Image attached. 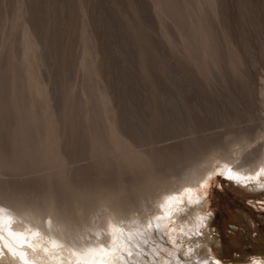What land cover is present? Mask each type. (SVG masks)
Listing matches in <instances>:
<instances>
[{
    "label": "rangeland",
    "instance_id": "obj_1",
    "mask_svg": "<svg viewBox=\"0 0 264 264\" xmlns=\"http://www.w3.org/2000/svg\"><path fill=\"white\" fill-rule=\"evenodd\" d=\"M85 1L86 0H81V3H85V4L88 3V5L86 4L87 5L86 6L87 15L89 13L92 14L91 9L93 8L94 12L99 9L98 10L99 12L98 11L95 12V14L98 13L99 17H97V15H94V12H93L92 17L93 16L96 17V20H97V21L96 20L94 21L93 20L94 17L92 18L91 15L89 14L88 16H90L92 18L91 24H90L91 18L90 19H89V17L86 18L87 15H85V17H84L85 21L87 22L88 28L90 27L89 35H90V51H91L90 53L91 54L89 53L90 57L81 59L79 57V54H80L81 48H82L81 47L82 41H81L80 36H79V28H80V25L82 24L83 21L81 20L80 15H79V8H78L79 7V3H78L79 0H74V1H72V0H70V1L69 0H55V1L49 0L48 3H47V0L46 1L45 0H35V1L30 0L29 4L31 3V5H29V12H30L29 16H31L33 22L36 23V26L38 24L40 25V26H38L39 27L38 29L40 32L39 38H41L42 34H44V32H43V31H45L44 24H45L46 20L49 19V21H51L52 23L50 24L49 29L48 30L46 29L48 31L47 37L54 36L53 37L54 39L60 40V42L58 41V44L60 43L59 44V46L61 45L60 48L64 47L63 48L64 50L61 48L63 51L60 50L59 52H61V53L57 54L56 55L57 57L53 58V55L58 53V51H56L57 50L56 48H58V44H56L57 47L53 48L52 46H55L54 41H56V43H57V40H54L53 38L49 37L50 40H48L49 38L47 40L51 43V39H53L54 40V41H52L53 45H52V43L50 44L47 41L48 44L46 43V45H48V46H45L46 49H43V52H44V50L47 52V53L46 52L43 53L42 59L44 61L42 59H40L41 63H42L41 68H40V64H39L40 62L39 61H38L39 63L35 64V66L30 65V67H29V65H24L26 67L25 70L23 68V65L17 59L9 60L8 62H6L5 66H2L3 63L0 64V75H1L0 76V101L3 100L0 102V110H1L0 111V119L3 121V122H1V120H0V126L2 125V127H3V125H5V123L7 124L8 121H7L6 117L9 116L10 117L9 122H8V125H6V126L7 127L9 126L8 129H10V130L6 131L7 127L4 126V127H6L5 131H6V133L9 132L8 134H10V132H11V135L13 132L16 131L15 133H13L12 136L9 135L11 141L10 140L8 141V138H6L7 143H4V142H6V141H4L5 137H6V133H3L4 129L1 130L2 127L0 128V130H1V132H0L1 140L0 141H2L1 144H3V145H0V148L2 146H5L4 144H6V146H7L10 143H15V139H16L15 136H17V135L19 136V134H24L23 131L25 132L26 129L30 127V128L34 129V131L32 132L34 135H32V137L26 136V138L30 137V139H32L33 136L36 137L35 139L33 138L31 141L32 142L35 141L36 146H38L37 148L38 149L40 148V150L44 152V156H46V158L48 157V158L52 159L56 155L58 156L59 153L61 152L60 157L56 156L57 159L63 157V155L66 154V155H64L65 158L63 157V159L66 160V157L68 156V159H70V163H71V164L68 163L69 160H67V162L64 160L66 163H68L67 167H69L68 166L69 164L73 166V167L70 166L71 167L70 169H73L74 167L77 168V166H79V168L82 167L81 169L83 171V168H85V166H88L90 164L89 160L90 161L92 159L95 160V158H92V157L87 158V157H85L86 155L83 156V154H87L88 153L87 151L89 150L88 155L90 156V152H92V150H93L92 146L95 148L98 146V143H100V145H101V141H100L99 136L104 134V132H106L105 135L101 136V139L103 138L102 139L103 145H110V143H111L113 146H115L117 148H120L123 146L126 148L131 147L133 149L134 148L133 144L137 143V141L139 142V139H141L142 142L145 141L146 139H148V140H146V141H148V144L150 143V145H151V142L154 143V141L157 140V142L155 141L154 144L157 143L159 146H164L165 149H167V147L169 146L168 149L170 150V147H174L173 145H176L175 149H177V145H180L179 143H180V141H182L181 139H183V141H184V142L182 141L184 146L187 143L186 141L189 140L188 139L189 135H191V133H189V134L187 133L189 131V129L187 127L188 126L187 124H189V121L191 122L189 124V126H190L189 128H191V126H192L191 124H193L192 122L196 121L197 122V123L195 122L196 125L194 123V125L192 126L191 129L195 130L196 127L203 124L204 126L201 125L202 127L201 126L200 127L206 128V135L209 134V131L210 132L212 131L213 132L212 134L216 133V134H218L217 136H219L221 133H223L232 124V123H230V121H228L224 117L228 118L231 115L236 117L235 116L236 112H239V113H237V115L243 120L241 122L242 123L243 122L249 123V122L253 121L254 118L252 120L250 119L251 121L248 122V121H246V119H243L242 117L246 118V116L251 117V116H256L258 114L257 113V111L259 112L258 109L260 107H262L260 105L259 100H258V98L260 96H262L259 93V91L262 90L261 87H263V90H264V85H262V82H261L264 78V0H218V3H219L218 5H216L217 4V0H216L215 7L220 6V7H218L219 11H220L219 16H222V17H220V18H222L221 19L222 21L218 20L220 18H218L216 16V14H215L216 17L214 16V18H213L216 21V23H215V21H214V23H212L213 20H211V21L208 20V19H211V17L207 19V22L205 20V25L207 24L206 25L207 30L208 31H210V29L215 30L214 33L209 32V33H211V34H209V36L212 35V38H213V37H215L214 35L220 34V36H216V37H221V39H218V38L214 39L213 38L212 40H210L212 42L211 44L216 45L215 40L218 39L217 45L221 44L220 45L221 47L216 45L218 47V48L216 47L218 50V53L216 52L217 50L215 52L218 55H219V53L224 52L226 50L224 48V47H226V45L230 46L232 44L231 48L234 50V52L238 51V53L237 52H235V53H236V55L238 54L237 57H238L239 61H240V59H242L244 61V63L241 60V62H242L241 64L246 65V66L243 65L245 71L241 70L242 68L239 70L240 71L239 74L240 75L242 74V77L239 76V74L237 76L236 73H234V72H233L234 73L233 74L231 72L229 66H227L228 65L227 63H226L227 65L224 64V67H223V64H220V63H223L225 60L223 62L222 61L218 62L219 56H217L216 59H218V60H216V61L218 62V64H220V66L222 65V67H220L219 65H213L212 66L213 68H215L217 66L215 69L216 70L219 69V71H221V72L216 73V71L214 69H213V71L211 70L212 72L207 71V70H209L210 67L203 69L202 65H198L197 64L198 61L194 60V58H191V56L188 57V55L182 53L181 51L178 52V49L177 50L175 49L177 47H175L176 45L174 43V40L168 41L169 38H170L169 40L173 39L171 37H168L169 35L171 36V34H169V33H170V31L173 30L172 26H171L172 24L170 23L171 21H169L168 19L160 20V17H158V15L154 11L153 7L150 8L151 1H149V0H96V1L94 0L95 3H93L92 6L98 7V9H96V10H94L95 7L90 6L91 5L90 2H87V1H91V0H87L86 2ZM91 2H93V0ZM214 2H215V0H214ZM68 3L71 5H69ZM7 4H8L7 8H9L10 2H7ZM56 4H57V6H56ZM33 5L35 6V8ZM96 5H98V6H96ZM49 6H51V7L49 8ZM73 7L74 8L76 7V9L74 10ZM90 7H91V9H90ZM132 7H133V9H132ZM68 8L70 10H68ZM72 9H73V11H72ZM151 9H153V10H151ZM207 9H208V7L205 6L204 7L205 12L203 14L208 12ZM217 9L215 8V13H216V11H218ZM132 10H134V11H132ZM74 11L76 12L75 15L73 13ZM151 11H153V12H151ZM40 12H41V14H40ZM135 13H137V14L135 15ZM206 14L209 15L208 13H206ZM206 14L204 16H206V18H207ZM218 14L219 13L217 12V15ZM72 15L75 19L79 18L78 19L79 21L77 22L76 21L77 19L75 20L72 17ZM101 15H103V16H101ZM136 16L140 20H138L136 18ZM37 17H38V20H36ZM134 17H135L134 20H136V21L133 20ZM140 17L143 19H141ZM56 18L58 19V21ZM55 21H56V23H55ZM61 21H62V23H61ZM73 21H76L78 23L77 24L78 28H76L78 35H76L77 32H75V31H73V33L71 32L72 31L71 27H72V29L76 30L74 28L75 26L73 27V25H75L76 22L73 23ZM137 21H139V22H137ZM157 21H159V22H157ZM165 21H167L168 25L170 26V29H172V30H170V31L168 30L169 26H167ZM208 21L211 23L210 25H212V27H210V28H208L209 27ZM69 22H70V25H69ZM94 22H98V23H94ZM221 22H224V23H221ZM157 23H159V25ZM162 23H164V25H166L168 28H166V26L162 25ZM92 24L94 25L93 27H91ZM97 24L100 25L98 27L99 30L97 28L95 29V27H97L95 25H97ZM137 24H139L140 26L138 25L139 26L138 27ZM61 25H62V27H61ZM130 25H131V27H130ZM222 25L224 28H222ZM4 27H5L6 31L9 30V31L13 32V34H12L13 37L16 38L19 35V31H16L17 29L16 30H14L12 28L9 29L8 23H6ZM143 27H144V29H141ZM158 27L160 28L159 30H158ZM40 28H42V30ZM91 28L93 31L91 30ZM139 28H140L139 31L142 30L145 33V37H144V33H141V34H143V36L142 35H140L139 37L137 36V34L139 35V33H140V32L138 33V30H137ZM165 28H166V30H164ZM215 28H218L217 30L220 31V33L216 32ZM161 29H163L164 32ZM132 30H134V31H132ZM160 30H161V34H160ZM131 31H132V33L133 32L134 33L132 34ZM157 31H159V32H157ZM166 31L168 32L169 35L167 34ZM211 31H213V30H211ZM134 34H135V36H134ZM148 34H150V35H148ZM158 34H159V36H158ZM67 35H68V37H67ZM70 35H72V36H70ZM73 35H76V36H73ZM163 35H164V37H163ZM141 36L144 37L145 39L144 38L141 39ZM225 36L227 38H225ZM71 37L74 39L76 38L77 40L75 39L76 40L75 41ZM160 37L162 39H160ZM224 38L226 39V41L229 40V41H227L229 43H226ZM61 39H63V40H61ZM140 39H141V41H140ZM71 40H73V41L71 42ZM96 40H98V41L102 40L101 42H99L101 44L99 45L98 41H96ZM221 40L225 41L224 43H226V45L223 43V41L221 42ZM61 41L63 43H61ZM64 41H66V42L64 43ZM139 41L142 44H139L140 43ZM163 41H165V42L168 41L167 42L168 44L164 43ZM95 42H97V43H95ZM91 43H93V44H91ZM62 44H63V46H62ZM170 44L172 47H175V48H173V50L175 51V54L172 51V47L167 46ZM215 45H213V46H215ZM78 46H79V48H78ZM141 46H143V47H141ZM222 46H224V47H222ZM50 47H52V50L55 53L51 50ZM99 47H100V49L97 51L99 54H96L95 50H97ZM105 47H106V49H105ZM137 47L140 48V50L137 49ZM169 47L171 49H169ZM60 48H58V50ZM145 48H147V49H145ZM149 48H150V50H149ZM213 48L215 49V47H213ZM220 48H221V51H220ZM223 48L225 50L222 51ZM54 49H56V50H54ZM68 50H70V51H68ZM141 50H142V52L143 51L145 52V53L143 52L144 57L146 56L145 59H147V60H145V62L150 61V63L149 62H148V64L145 63L144 57H143V59H141L142 58L141 57V55H142ZM48 51L51 53H48ZM64 51H67V52L65 53ZM101 52H102V54H101ZM147 52H149V53H147ZM155 52H156V54H155ZM137 53H139V54H137ZM172 53L174 54V56L175 55L178 56L181 53V55L178 57L180 59V57L183 56L182 57L183 59L179 60L178 57L177 58L174 57L172 55ZM224 53H226V51ZM152 54H153V56H152ZM48 55L49 56L52 55V57H51L52 59ZM97 55H99V56L101 55V57L104 58V59L101 58L103 61L99 60L100 57L98 60L100 61V64L104 66V67L103 66L102 67L104 68L105 72H102L103 68L98 63L99 61L97 60V58H98ZM156 55H158L159 58L156 57ZM184 56H186V57H184ZM224 56L226 57V55L224 54L223 58H221L220 60H223L225 58ZM239 56L242 58H240ZM48 57L50 58V59H48L49 61L47 60ZM73 58H74V61H73ZM184 58H188V61H187V59H184ZM69 59H72V60H69ZM95 59H96V61H95ZM139 59H141V60H139ZM189 59L191 60V62L193 60L192 63H194V66L190 62ZM183 61H186L188 63L183 62ZM48 63H49V65H48ZM195 63L197 65H195ZM145 64H147V65H145ZM97 65L100 66V68ZM144 65L146 66V68L144 67ZM36 66L38 67L39 71L36 70L37 69ZM190 66H192V68ZM218 66L220 68H218ZM243 66L241 65L240 67H243ZM31 67L34 69H32ZM199 67H202L201 69H203L204 71L201 70ZM95 68H97V70H95ZM98 68L100 69V71H99L100 75L98 74V70H99ZM193 68L195 69V71L197 68H199L200 72H203V73L205 72L206 75L205 74L203 75L200 72H197V74L194 73L195 71ZM42 69H44L45 71ZM199 69H198V71H199ZM6 70H8V71H6ZM25 71H27V72H25ZM31 71H33V73ZM147 71H148V73H147ZM10 72H12V73H10ZM28 72H30L29 77H26V76H28ZM206 72L210 76L207 75ZM31 73H32V75H31ZM101 73H102V76H101ZM105 73L108 74L107 77H106ZM103 75H105V76H103ZM49 76H51L50 80H53V81H49ZM205 76L207 78L210 77V79L205 80L206 79V78H204ZM45 77H47V78H45ZM104 77L107 78V81H106V78H104ZM27 78H28V80H27ZM103 78L105 79V81H103L104 80ZM201 78H203V79H201ZM45 79H47V80H45ZM28 81L31 83L30 85H28L29 84V83H27ZM40 81H41V83H40ZM50 82L53 85H51ZM108 82H109V84H107ZM39 83H40V86H39ZM27 85L29 86V88L27 87ZM50 86H52L51 88H53V89L55 88L54 90H56V92H54V93H57V94H55V95L52 94L54 90L53 89L50 90L49 89ZM105 86H106V88H105ZM43 87H44V90H42ZM21 88L26 92H24ZM30 88H32V89H30ZM106 89L109 91H106ZM15 90L17 91L16 94H15ZM49 90H50V92H49ZM98 90H100V91H98ZM37 92H38V94H37ZM107 92H109V93H107ZM2 94H4V95H2ZM14 94H15V96H14ZM44 94H45V96H44ZM38 95H40V96H38ZM51 95H54V96H52V98H51ZM56 95H58L59 98ZM31 96H32V99L34 98L33 100L31 99ZM55 96H56V98L59 99L58 103L61 104V105H59L60 108L58 107V104L57 105L55 104V100H56ZM114 96H116V98ZM13 97H15V98L13 99ZM45 97H47V98H45ZM17 99L20 101L22 99L23 101L20 103H19V101L14 102ZM25 99H26V101H25ZM35 99L38 102H36ZM37 99H39V100H37ZM90 99H91V101H90ZM4 100H6V101H4ZM112 100H114V101H112ZM31 101H32V103H31ZM53 101H54V105H53ZM63 101H65V103ZM116 101L118 103H116ZM42 102H44V103H42ZM47 102H48V104H47ZM113 102H114V104H112ZM25 103L27 105H25ZM56 103H57V101H56ZM49 104H51V105H49ZM75 104L77 107L75 106ZM115 104H119V105H115ZM29 105H31V106L33 105V107L30 106V108H32L31 110L29 108ZM34 105H36V107H34ZM55 105H56V107H55ZM154 105H156V106H154ZM4 106H5V108H4ZM26 106H28V108ZM43 106H46L47 109ZM47 106H49V108ZM115 106H117L118 109H116ZM50 107H51V109L53 108L52 110H54V111H50L51 110ZM80 107H81V109H80ZM1 108H3V109H1ZM7 108H11L12 111H10L11 109L9 110ZM22 108L23 109L25 108V109L23 110ZM26 108H27V110H26ZM62 108L64 109V111ZM35 109H37V110H35ZM114 109H116L115 110L116 112L113 111ZM22 110H23V114H21ZM25 110H26V112H25ZM46 110H47V112H46ZM100 110H102V111H100ZM110 110H112L111 114H110ZM4 111H6V112H4ZM27 111H28V113H30L29 116L27 115ZM29 111H31V112H29ZM42 111H43V113H42ZM60 111L62 114L60 113ZM225 111L227 113L230 112V115L227 114ZM1 112H3L4 114H2ZM11 112H14V114L13 113L11 114ZM32 112H33V114H35V112H37L36 113L37 115L35 114L36 116L35 115L33 116ZM224 112L226 113V116H225ZM233 112H234V115L232 114ZM5 113L8 115L6 116ZM45 113L46 114L48 113L47 117H46ZM70 113H71V115H69ZM79 113L81 114V119H80ZM105 113H108V114L105 115ZM241 113H244V114L246 113L247 115L244 116V114H241ZM57 114L59 115V117H62V118H59ZM63 114L65 117L63 116ZM99 114L102 115V117H100ZM4 115H5V117H4ZM43 115L45 117H43ZM109 115H110V117L114 115L116 117L117 121H116V119H114L115 118L114 116H113L114 118L111 117L112 120L110 118H108ZM208 115L211 117H209ZM221 115L225 119V120H223V122L220 120V119H223V118H221L222 117ZM37 116H40L39 120H38ZM118 116H120V117H118ZM232 116L229 117L230 120L233 119ZM17 117H19V118H17ZM29 117L31 120H28ZM48 117H51L50 121H49ZM40 118H42V119H40ZM45 118H47L48 120L46 119V121H45ZM19 119H21L23 122ZM24 119H25V121H24ZM92 119H94V120H92ZM255 119H257V118H255ZM255 119L253 122L256 121ZM67 120H70V122L65 123V121H67ZM96 120L98 121V123L95 122ZM247 120H249V119H247ZM30 121H32V122L30 123ZM44 121L46 122L47 125L46 124L44 125V123H45ZM55 121L57 124H59L58 126H61V124H63L61 126L62 130L59 129L62 132L58 130V126L56 125V123H54V126H51L52 123ZM81 121H82V124H81ZM101 121L103 122L104 126L102 125ZM114 121H116V123ZM226 121L228 122L227 124H226ZM21 122L24 123V125ZM35 122H37V123H35ZM42 122H43V124H42ZM73 122H74V124H73ZM110 122H111V124H110ZM10 123H11V126H10ZM39 123H40V125L42 124L41 127L43 126L42 127L43 129L41 127H40V130L37 129V128H39ZM76 123H78V124H76ZM35 124L36 125L38 124L37 125L38 127ZM98 124H99V126H98ZM116 124L118 125L119 128L117 127ZM198 124H200V125H198ZM206 124L208 125V127ZM77 125H78V129H77ZM79 125L80 126L82 125L81 129L79 128L80 127ZM55 126L57 128H55ZM194 126H195V128H193ZM44 127H45V129H44ZM65 127H67V128H65ZM73 127L77 129L76 130L77 132H75V129ZM95 127H96V129H95ZM103 127H105L104 129L106 131L102 130ZM113 127L114 128L116 127L118 129H116V128L114 129ZM127 127H128V129H127ZM200 127H199V130L201 129ZM211 127H212V129H210ZM12 128H13V130H11ZM53 128H55L59 132H61L59 134V136L63 135L62 133L67 134L68 136L64 135L65 137H63V138L70 140V141L65 142L66 140H63L62 137L57 136L58 131H57V135H55L56 132H55V129H53ZM92 128H93V130H92ZM184 128H186V129H184ZM41 129L44 130V132L41 131ZM65 129H67L66 130L67 133L65 131H63ZM72 129L74 131L73 136L71 135L72 133H70V131H68V130H71V132H72ZM98 129L100 131H98ZM182 129H184V130H182ZM37 130L40 132V134ZM50 130L51 131L54 130L55 133L54 132H52V133H54L55 138L59 137V138H57L58 140L56 139V141H58V142L51 140L54 137L51 138V136H49V135H51V134H49ZM82 130L86 134H84L82 132ZM118 130H120L119 133L117 132ZM186 130H188V131L186 132ZM127 131H129V132H127ZM184 131L186 134L183 133ZM196 131L197 132H195V137H196V133L199 136H197L195 138V140L204 135V134H202V131H200V133H199L198 129ZM41 132L43 134H41ZM92 132H93V134H91ZM204 132H205V130H203V133ZM2 133H3V135H2ZM75 133H78V135L81 134L82 137L84 136V137L88 138L87 142L90 145V146L88 145V150L86 149L87 146H84V145H87L86 140H83L80 136H79L80 138L75 139L74 138L76 136V135H74ZM120 133L121 134L123 133L122 136L120 135ZM69 134L73 139H70L71 137L69 138ZM130 134L132 137L130 136ZM132 134L134 135V137ZM200 134H202V135L200 136ZM111 135H113V136H111ZM186 135H188V136H186ZM2 136H5V137L2 139ZM127 136H129V138H130L128 140V142L126 141L127 139H125V138H128ZM47 137H48V140L50 139L48 142L49 146L55 145L53 142H56V144L59 143L58 145H55L54 148L56 149V147L58 146L59 147L58 149H60V150H58V149H56V150H57V152H59V151L60 152L57 154V152H55L56 150L52 149L55 152V153L53 152L55 154V155H53V157L50 156V155H52V153H51L52 151L47 146V144H48L47 143V141H48ZM97 137H98V139H96V141H97L96 142L95 138H97ZM144 137H147V138L145 139ZM149 137L152 140L153 139L154 140L149 142L151 140V139L149 140ZM186 137H187V140L185 139ZM212 137H214V136L212 135ZM134 138H135L136 142L133 141ZM204 138H205V136H204ZM206 138L211 139V138H209V136ZM12 139H14V140H12ZM17 139L22 140L21 137H18ZM17 139H16V142H17ZM80 139L82 140V142L84 141V145L78 144V141H80L79 143H81ZM105 139L106 140L108 139L107 140L108 142ZM112 139H113V141H112ZM201 139H202V137H201ZM203 139H202V141L205 140V139L204 140ZM61 140L64 142H62ZM73 140H75L77 142L75 143V141H73ZM93 140H94V142H92ZM103 140L106 142L104 143ZM110 140H111V142H110ZM60 141H61V145L63 143L64 144L65 143L66 144L71 143V145H73V147L75 148L74 149L75 151L72 150L73 147L71 145L65 144L66 145V146L64 145L65 147L64 146L61 147ZM129 141L133 142V144L129 143ZM142 142H139V144ZM153 143H152V145L154 146ZM35 144H34V146H35ZM74 144H76V147H78L79 150L80 149H82V150L79 151L78 149H76ZM91 144H92V146H91ZM157 144L155 145L156 147H157ZM150 145H146L144 142V145H142V148H144V146L150 147ZM152 145H151V147H152ZM81 146H84V147H81ZM135 146L137 149L141 147V146L138 147V145H135ZM155 146H154V148H155ZM159 146L156 148V150L158 149L157 150L158 152H159V150L162 151V149H160ZM181 146H182V144L178 147V151L183 150V146L182 147ZM67 147H69V148H67ZM89 147H91V149ZM164 147H162V148L164 149ZM63 148H66L65 150L69 149V154H68V151H65V150L63 151ZM70 149L72 150V154H71ZM84 149H86L87 151ZM171 149L174 150L173 148H171ZM0 150L2 151V152L0 151L2 156L6 157L8 155L7 153L9 151L8 152L5 151L6 149L4 150L6 154H3L4 152H3L2 148ZM172 150H170V151H172ZM46 151H49V153H47ZM76 151H79V153L78 152L76 153ZM170 151H169V153L172 154L175 150L172 151V153ZM45 152L47 153V155H45ZM84 152H86V153H84ZM169 153L167 154V150H166V154L168 156H169ZM77 155H79V156H77ZM69 156L72 157V159L69 158ZM8 157H9V155L7 156V158ZM78 157H80L81 160L78 159ZM102 157H106V155L105 156L100 155V156H98V158L96 157V159L97 160L99 158L103 159ZM106 159H107V157H106ZM166 160L168 161V159H166ZM106 162H107V160H106ZM168 163H169V161H168ZM81 164H82V166H81ZM83 164H86V165H83ZM92 164H94V163L92 162L91 165ZM101 164H104V163H101ZM91 165H89V167H91ZM95 165L96 164H94L92 166V168H94ZM96 166H95V168H98ZM89 167H86L87 169H85L84 171H87V173H88V171L90 169H92V168L88 169ZM76 168L73 169V171L77 170ZM100 168L101 167H99L97 170H99ZM10 170H12V169H10ZM14 170H12V172H11V171H8V169H7V170L3 171L4 173L0 172V178L23 180L24 178L31 179V177H32V179H33L34 177L40 176L39 172H41V170H39L37 172L31 171L33 174V175H31V173L28 172L27 168H25V170H23V171H22V169H21V171L19 169L20 172L18 170H17L18 172L16 170L15 171ZM45 170L46 169H44V170L42 169L43 173ZM93 170H91V171H93ZM77 171H81V170L79 169ZM82 171L80 173H82ZM91 171H89V174ZM94 171L91 173L94 174ZM7 172H10L11 174L14 173V174L10 175V173H7ZM22 172H23V174H22ZM18 173L21 175H19ZM85 173L83 175H85ZM5 174H9V175H5ZM16 174H17V176H16ZM91 175H89V176H91ZM203 189H204L203 191H201L200 188L198 190L200 193L203 192V195H202L203 201L202 202H203V208L205 209L204 211L207 213L211 212L213 214L212 217L210 219H208L207 224H208V227L211 229H214V231L208 232L206 230L207 234H209L208 235L209 239L207 242L208 249H211L210 252L212 253L213 257L215 259H219L221 261V264H242L244 262H247L251 258L263 257L264 256V189H260V190L251 189V188L246 189L242 186H238L234 182L227 181L220 176H213V178L209 181L208 186L204 187ZM205 193L207 194L206 199L204 198ZM168 227L169 228H175V224H168ZM174 233H176V231ZM174 233L171 232L170 234H174ZM171 238H172V236H171ZM164 240H167V239L163 238V240H161V242H164Z\"/></svg>",
    "mask_w": 264,
    "mask_h": 264
},
{
    "label": "bare ground",
    "instance_id": "obj_2",
    "mask_svg": "<svg viewBox=\"0 0 264 264\" xmlns=\"http://www.w3.org/2000/svg\"><path fill=\"white\" fill-rule=\"evenodd\" d=\"M48 1L49 0H47V3H48ZM72 1H74V0H72ZM91 1H87V2H90V4H91V5L89 4L90 6H92L93 3H95L94 0H93V2H91ZM149 1H151L150 8L153 7V9L157 13L158 17H160V20L168 19L169 21H171L170 23L172 24L171 26H172L173 30L170 29V26L167 23L168 20L165 21L167 26H169L168 30L169 31L170 30L173 31V32L170 31V33H169V34H171V36L168 34L167 31L166 32L169 35L168 37L173 38L172 40H169L170 39L169 38L168 41H173L174 40V43L176 45L175 47H177V48L172 47L171 44L167 45V46H171L172 47V51L174 52V54H175V51L173 50V48H175L176 50L178 49V52L181 51L182 53L188 55V57L191 56V58H194V60L198 61L197 64L198 65H202L203 69L210 67L209 70H207L209 72L211 70L213 71V69L216 71V73L217 72H221V71H219V69H217V70L215 69L217 66L215 68H213L212 66L213 65H219L220 66V64H223V67H224V64H226V63L228 64V65L227 64L226 65L229 66L231 72L232 73L233 72L236 73L237 76H238V74L240 72L239 70L241 68H242L241 70H244V66L243 65H245V64H241L242 63L241 62L242 59H240V61H239V59L237 57L238 54L236 55V53H235V52L238 53V51L234 52V50L231 48L232 44L231 45L229 44L230 46L226 45V43H229V42H227L229 40L226 41V39H225V38H227L226 36L224 38L226 43H224L225 41H223V40H221V42L223 41V43L226 45V47L222 46V47H224L226 49L225 50L223 48L222 51L225 50L227 54L224 53L225 51L219 53V55L217 54L218 53V50H217L218 47L217 46L221 45V44L217 45V43H218L217 41H218V39H221V37H216V36H220V34L219 35H214L213 34L215 36V37H213L214 39L218 38V39L215 40L216 42L213 40L216 43L217 46L215 44H211L212 42L210 40H212L213 38H212V35L209 36V34H211L209 32L214 33L215 30L214 29H210V31H208L207 27H206L207 24L205 25V20L207 22V19L211 17V19H208V20L209 21L213 20L212 23H214L215 20L213 18L215 16V14H216V16L218 18L222 17V16H219L220 15V11H219L218 7H220V6H216L215 7L216 0H215V2H214V0H149ZM7 2H10L9 8H7V5H8ZM29 2H30V0H0V64L3 63L2 66H5L6 62H8L9 60L17 59L23 65L24 70L26 68L24 65H29V67H30V65H34L35 66V64H38L39 62H40L39 63L40 64V68L42 67V63H41L40 59H42L43 53L46 52L45 50L43 52V49H46L45 46H48V45H46V43L48 44V42H49L48 40H50V38L54 37V36H52V37L49 36L50 38L47 37V33H48L47 30L49 29V26H50V24L52 22L49 21V19L46 20V22L44 24L45 31H43L44 34H42L41 38H39V35H40L39 33L40 32H39V29H38L39 27L38 26H40V25L38 24L36 26V23L33 22L31 16H29L30 15L29 5H31V3L29 4ZM78 3H79V7H78L79 8V15H80L81 20L83 21L82 24L80 25V28H79V36H80V39L82 41V43H81V47L82 48H81V52L79 54V57L81 59H83V58L90 57L89 53L91 52L90 51V35H89L90 27L88 28L87 22L85 21V18H84L85 15H87L86 6L88 5V3H86L87 5L85 3H81V0H79ZM218 4L219 3H218V0H217V4L216 5H218ZM69 5H71V4H69ZM56 6H57V4H56ZM96 6H98V5H96ZM205 6L208 7V9H207L208 12H206V13H208L209 15H207L205 13L207 15V18H206V16H204L205 14H203L205 12V10H204ZM50 7L51 6H49V8ZM92 7H95V6H92ZM34 8H35V6H34ZM215 8L216 9L218 8L217 9L218 11H216V13H215ZM73 9L75 10L76 7L75 8L73 7ZM73 9H72V11H73ZM90 9H91V7H90ZM96 9H98V7L94 8V10H96ZM132 9H133V7H132ZM153 9H151V10H153ZM68 10H70V9L68 8ZM91 10H92V14H93V12H94L93 8ZM134 10H132V11H134ZM97 11H95V12H97ZM95 12H94V15H97V17H99L98 13L95 14ZM151 12H153V11H151ZM217 12L219 13L218 15H217ZM73 13L75 15L76 12L74 11ZM40 14H41V12H40ZM92 14H90L91 17H92ZM136 14L137 13H135V15ZM88 15L86 16V18L89 17V19H90L91 17L88 16ZM101 16H103V15H101ZM72 17H73V15H72ZM92 18L90 19L91 20L90 24L92 23ZM94 18H93V20L95 21L96 17H94ZM136 18H137V16H136ZM78 19L76 20L77 22L79 21ZM134 19H135V17L133 18V20ZM141 19H143V18H141ZM221 19L222 18H220L218 20H221ZM36 20H38V17H37ZM138 20H140V19H138ZM57 21H58V19H57ZM76 21H73V23L76 22ZM134 21H136V20H134ZM159 21H157V22H159ZM209 21H208V23H209V27L208 28L212 27V25H210L211 23ZM77 22H76L75 25H73V27L75 26L74 27L75 29L78 28L77 27V24H78ZM137 22H139V21H137ZM6 23H8L9 29L12 28L14 30L17 29L16 31H19V35L16 38L13 37V35H12L13 32L12 31H9V30L6 31L5 30L4 26H5ZM55 23H56V21H55ZM61 23H62V21H61ZM94 23H98V22H94ZM215 23H216V21H215ZM221 23H224V22H221ZM93 24H92V26L91 25L90 26L93 27L94 26ZM157 24L159 25V23H157ZM69 25H70V22H69ZM138 25L139 24H137V26ZM162 25H164V23H162ZM95 26H97V27H95V29L97 28L99 30L98 27L100 25L97 24ZM164 26H166V25H164ZM167 26H166V28H168ZM61 27H62V25H61ZM130 27H131V25H130ZM166 28L164 30H166ZM222 28H224L223 25H222ZM40 29L42 30V28H40ZM141 29H144V27L141 28ZM159 29L160 28L158 27V30ZM215 29H216V32L220 33V31L217 30L218 28H215ZM71 30H72L71 31L72 33H73V31L77 32V29L74 30V29H72V27H71ZM91 30H92V28H91ZM137 30H138V33L140 32L139 35L137 34V36L138 37L140 35L143 36V34H141V33H144V32L142 30H141L142 32L139 31L140 28L137 29ZM161 30L163 31V29H161ZM161 30H160V34H161ZM211 30H213V31H211ZM132 31H134V30H132ZM132 31H131V33H132ZM157 32H159V31H157ZM76 35H78V32H77ZM76 35H73V36H76ZM148 35H150V34H148ZM70 36H72V35H70ZM134 36H135V34H134ZM142 36H141V39H143L145 37V33H144V37H142ZM158 36H159V34H158ZM67 37H68V35H67ZM161 37H160V39H162ZM163 37H164V35H163ZM53 39H51V43H52V41L57 40V43H56V41H54V45L55 46H52L53 48H55V47H57L56 44H58V41L60 42V40H58V39H54L53 40ZM72 39H74V38H72ZM141 39H140V41H141ZM61 40H63V39H61ZM72 41L73 40H71V42ZM96 41H98V40H96ZM101 41L102 40H99L98 43L101 42ZM165 41H163V42L164 43L168 42V41L167 42H165ZM65 42L66 41H64V43ZM61 43H63V42L61 41ZM95 43H97V42H95ZM59 44H58V48H60V46H61V45L59 46ZM91 44H93V43H91ZM100 44L101 43H99V45ZM139 44H142V43L140 42ZM52 45H53V43H52ZM213 45H215V46H213ZM62 46H63V44H62ZM52 47H50L51 50H52ZM141 47H143V46H141ZM213 47H215V49ZM58 48H56L57 50L54 49V50L58 51V53L54 54L55 56L53 55V58L57 57L56 55L61 53V52H59L60 50L61 51L64 50L63 49L64 47L63 48L61 47L63 50L61 48L58 50ZM78 48H79V46H78ZM99 49H100V47L97 50H95L96 54H99L97 52ZM105 49H106V47H105ZM137 49L140 50V48H138V47H137ZM145 49H147V48H145ZM169 49H171V48L169 47ZM149 50H150V48H149ZM68 51H70V50H68ZM220 51H221V48H220ZM51 52L48 51V53H51ZM64 52L66 53L67 51H64ZM141 52H142V50H141ZM143 52H142V55H143ZM147 53H149V52H147ZM101 54H102V52H101ZM137 54H139V53H137ZM155 54H156V52H155ZM174 54L172 53L173 56H174ZM224 54L226 55V57L224 56L226 59L224 58L223 60H220L221 58H223ZM142 55H141V57H142L141 59H143V57H144V55L143 56ZM180 55H181V53H180ZM180 55H178V56H180ZM152 56H153V54H152ZM178 56L175 55L174 57L177 58ZM217 56H219L218 57L219 60L216 59ZM49 57L51 58L52 55L49 56ZM49 57L47 58V60L50 59ZM97 57H98L97 60L99 59V57H100L99 60H102L101 58H103V57H101V55L100 56L97 55ZM145 57H144V62H145V60H147V59H145ZM156 57H158V55H156ZM182 57H180V59H183ZM184 57H186V56H184ZM240 58H242V57H240ZM141 59H139V60H141ZM178 59H179V57H178ZM184 59H187V61H188V58H184ZM69 60H72V59H69ZM216 60H218V62H221V61L223 62L225 60L224 61L225 63L223 62V63L218 64V62ZM73 61H74V58H73ZM95 61H96V59H95ZM148 62L150 63V61H147L145 63L148 64ZM183 62H186V61H183ZM190 62H191V60H190ZM192 62H193V60H192ZM98 63L100 64V61ZM186 63H188V62H186ZM243 63H244V61H243ZM147 64H145V65H147ZM192 64L194 66V63H192ZM197 64L195 63V65H197ZM48 65H49V63H48ZM145 65H144V67L146 68ZM241 65L243 67H240ZM102 66L103 65H101V67ZM219 66H218V68L222 67V65L220 67ZM98 67L100 68V66H98ZM190 67L192 68V66H190ZM202 67H199V68L201 69ZM199 68H197L196 71L193 68L194 71H195L194 73L197 74V72H200ZM32 69H34V68H32ZM198 69H199V71H198ZM203 69H201V70H203ZM36 70L39 71L38 67H37ZM42 70H44V69H42ZM95 70H97V68H95ZM6 71H8V70H6ZM99 71H100V69L98 70V74L100 73ZM25 72H27V71H25ZM31 72L33 73V71H31ZM102 72H105L104 68L102 69ZM10 73H12V72H10ZM29 73L30 72H28V76H26V77H29ZM32 73H31V75H32ZM147 73H148V71H147ZM200 73H202L203 75L205 74V72L204 73L200 72ZM107 75L108 74H106V77H107ZM207 75H209V74L207 73ZM101 76H102V73H101ZM103 76H105V75H103ZM239 76L242 77V74L241 75L239 74ZM50 77L51 76H49V81H53V80H50ZM106 77H104V78H106ZM45 78H47V77H45ZM204 78H206L205 80L210 79V77L207 78L206 76ZM201 79H203V78H201ZM27 80H28V78H27ZM45 80H47V79H45ZM103 81H105V79ZM106 81H107V78H106ZM261 82H262V85H264L263 84L264 83V78H263V80ZM27 83H29L28 85L31 84L29 81ZM40 83H41V81H40ZM40 83H39V86H40ZM107 84H109V82ZM28 85H27V87L29 88ZM51 85H53V84L51 83ZM51 87L52 86L49 87L50 90L53 89ZM105 88H106V86H105ZM261 88H262V90H260L259 93L262 96L259 95L260 99L258 98V100H259L260 105L262 107L259 106L260 107L258 109L259 112L257 111L258 114L257 115L255 114L256 116H251L250 115L251 117H248V116H246L247 115L246 113L245 114L241 113V114H244V116H246V118L245 117H242V118L246 119V121H248V122L251 121L253 118L254 119L257 118V119H255L256 120L255 122H253L254 121V119H253V121H251L249 123H247V122H243L242 123L241 121H243V120L237 115V113H239V112H236V115H235L236 117L231 115L233 119L230 120V118H229V117H231V116H229L230 112L227 113L225 111L227 114H229L228 115L229 117L227 116L229 119L226 118V117H224V118L227 119L228 121H230V123H232V124L230 125V127L227 126L228 128L224 132L222 131L223 133H221L219 136H217L218 134L214 133L215 134L214 135V134H212L213 133L212 131L211 132L209 131V134L211 133L210 135L209 134L206 135V128H204V127L201 128L202 127L201 125H203V124H201V125L198 124L201 127L198 126V127H196L195 130L191 129L196 121L195 122L193 121L192 122L193 124H191L192 125L191 128H189L190 127L189 124L191 123L189 121V124H187L188 126L186 125L188 127L189 131L186 130V132L188 131L187 133L188 134L191 133V135H189V138H188L189 140L186 141L187 143L185 144V146L182 143L183 139H181L182 141H180V143L178 142L180 145L182 144V146H183V150L182 151L179 150L180 152L178 151V147L180 145H177V149H175L176 145H173L174 147H170V150H172L171 148H173L175 150V151L172 150V151H174L172 153V151H170L168 149L169 146L168 147L166 146L167 149H165L164 146H159L156 143L157 147L159 146V148L162 149V151L159 150V152H158L157 151L158 149L156 150V148H157L155 146L156 144H154L155 141L157 142V140H155L154 143H153L151 141H153L154 139L152 140L150 137H149V140L150 139L151 140L149 142H151V145L153 143L155 148H154L153 145L151 147L150 143L148 144V141H146V140H148V139H146L147 137H144L146 140L143 141V142H142L141 139H139V142H142V143H140L141 145L139 144L138 141H137L138 144L137 143L133 144V142H131L133 139L131 141H129V143L134 145L133 149L131 147L130 148L129 147L126 148V147H123V146L120 147V148H117V147L113 146L111 143H110V145H103L102 144V139L103 138L101 139V136L105 135L106 132H104V134L99 136L100 137V141H101V145H100V143H98V146L94 148L92 146V144H93L92 142H94V140L91 142L92 143L91 146H92L93 150H92V152H90V156H89L88 155V153H89V150H88L89 143L87 142L88 138L84 137V136L82 137V135L80 133H79L80 135H78V133H75L74 134V135H76L74 137L75 139L81 137L83 140H86L87 145H84V141L82 142L81 139H80L81 143H79L80 141H78V144L87 146L86 149L88 151L86 149H84V150H86L88 153L87 154H83V156L86 155L85 157H87V158H90V157L95 158V160L92 159L91 161L88 159L89 163H90V164L89 163L88 164L91 165V163L93 162L94 164L97 165V166L95 165L96 167H98V168L101 167L99 170H97L98 168H95V166H94V168L96 169L95 170L94 168H92V166L94 165V164H92L91 167H89V165L85 166V168H83V171L81 169L82 167L79 168V166H77V168L76 167L73 168V169L76 168L77 170L80 169L82 171V173L86 172L85 175H83L84 173L83 174L80 173L81 171H77V170L73 171V169H70L71 168L70 166H72V165H70L71 163H70V159H68V156L66 157V160L63 159L64 155H66V154H64L63 157H61L62 159L61 158L57 159L56 158L57 155L54 158H52V159L48 158V157L46 158V156H44V152L41 151L40 148L39 149L37 148L38 146H36L35 141H33V142L31 141L33 138L35 139L36 137L33 136V138L30 139V137H32V135H34L32 133L34 131V129L30 128V127L27 128V129L25 128L26 131L25 132L23 131L24 134H19V136L18 135L15 136L16 139L18 137H21L22 140H18L17 139V142H16V139H15V143H10L9 142L10 143V144L8 143L9 145L6 146V144H4L5 146L1 147L3 152H4L3 154H6L5 151H7V152L9 151L10 153L9 152L7 153L9 155V157L7 158L8 155L6 157L2 156L1 155L2 151L0 150L1 151L0 152V160H1L0 161V172L4 173L3 171H5L7 169H8V171H11V172L14 169L16 171L17 170L19 171V169L21 171V169H22V171H23V170H25V168H27L28 172L31 173V175H33L32 172H37L39 170H41L42 173L39 172L40 176L34 177L33 179H32V177H31V179L24 178L23 180H21V179L20 180H18V179L15 180V179L0 178V206L7 207V208H9L11 210V214L14 217V223L12 225V228H13L14 231H16V232H24L26 235L29 236V239H30V241L32 243H39L41 245V248H37V250L35 252H33L32 249L25 248L24 250L28 253V258L30 260H32V261H35V264H70V261H74L75 260V257L72 255V252L73 251H79L82 247L86 246L87 243H88V237H89L90 233L95 232L100 226L106 227L109 218H113V222H117V221H121L122 220L123 221V225L122 226H124L128 230H134V229L139 228V227H145L146 228V225H147V222H148L149 218H151L152 216L161 214L160 209L157 207V205H158V203L161 202L162 197L164 195H168V194H172L174 192L182 191L185 187L197 188V194L201 197V199L203 201V198H202L203 192L200 193L199 190H198L199 189V187H198L199 183L202 180L207 179L208 175L210 173H214L216 168L221 167L225 163H228L235 170L241 171V173L243 175H250V174L254 175L255 172L258 171L260 167H264V90H263V87H261ZM30 89H32V88H30ZM42 90H44V87H43ZM50 90H49V92H50ZM98 91H100V90H98ZM106 91H109V90L106 89ZM16 92L17 91L15 90V94H16ZM24 92H26V91H24ZM54 92H56V90H54L52 94H54V95L57 94V93H54ZM107 93H109V92H107ZM15 94H14V96H15ZM37 94H38V92H37ZM2 95H4V94H2ZM54 95H51V98ZM38 96H40V95H38ZM44 96H45V94H44ZM56 96H58V95H56ZM56 96H55V98H56ZM114 97L116 98V96H114ZM14 98L15 97H13V99ZM45 98H47V97H45ZM58 98H59V96H58ZM58 98H56L55 104L56 105L58 104V107H59V105H61V104L58 103V101H59ZM31 99H32V96H31ZM91 99H90V101H91ZM6 100H4V101H6ZM37 100H39V99H37ZM114 100H112V101H114ZM1 101H3V100H1ZM17 101H19V103H20L23 100L21 99V101H20V100L17 99L14 102H17ZM25 101H26V99H25ZM35 101H36V99H35ZM56 101H57V103H56ZM117 101H116V103H118ZM36 102H38V101H36ZM63 102L65 103V101H63ZM31 103H32V101H31ZM42 103H44V102H42ZM47 104H48V102H47ZM112 104H114V102ZM25 105H27V104L25 103ZM49 105H51V104H49ZM53 105H54V101H53ZM56 105H55V107H56ZM115 105H119V104H115ZM30 106L31 105H29V108H30ZM75 106H76V104H75ZM154 106H156V105H154ZM26 107L28 108V106H26ZM31 107H33V105ZM34 107H36V105H34ZM43 107L46 108V106H43ZM47 107L49 108V106H47ZM4 108H5V106H4ZM27 108H26V110H27ZM115 108L118 109L117 106H115ZM1 109H3V108H1ZM7 109L10 110L11 108H7ZM31 109L32 108H30V110ZM50 109H51V107H50ZM52 109L50 111H54ZM80 109H81V107H80ZM116 109H114L113 111H115ZM23 110H22L21 114H23ZM26 110H25V112H26ZM35 110H37V109H35ZM6 111H4V112H6ZM10 111H12V109ZM63 111H64V109H63ZM100 111H102V110H100ZM111 111L112 110H110V114H111ZM29 112H31V111H29ZM46 112H47V110H46ZM225 112H224V114L226 116ZM234 112L232 113L233 115H234ZM1 113L4 114L3 112H1ZM12 113L14 114V112H11V114ZM36 113L37 112H35V114ZM42 113H43V111H42ZM60 113H61V111H60ZM29 114L30 113H28V111H27V115L28 116H29ZM35 114H33V112H32L33 116ZM47 114H46V117L48 116ZM106 114H108V113H105V115ZM5 115L7 116L8 114L5 113ZM5 115H4V117H5ZM69 115H71V113ZM79 115H80V119H81V114L79 113ZM63 116H64V114H63ZM113 116H111V117L114 118L115 116L114 117ZM7 117H6V119L9 122V118L10 117L9 116H7ZM19 117H17V118H19ZM39 117L40 116H37L38 120H39ZM43 117H45V116L43 115ZM58 117H59V115H58ZM100 117H102V115H100ZM111 117L109 115L108 118L111 119ZM118 117H120V116H118ZM209 117H211V116H209ZM48 118H49V121H50L51 117H48ZM59 118H62V117H59ZM221 118H223V116ZM224 118L220 119V120L223 122V120H225ZM40 119H42V118H40ZM46 119L47 118H45V121H46ZM114 119H116V117ZM247 119H249V120H247ZM19 120H21V119H19ZM28 120H31L30 117H29ZM92 120H94V119H92ZM24 121H25V119H24ZM116 121H117V119H116ZM116 121H114V122L116 123ZM1 122H3V121L1 120ZM8 122H7V124L5 123V125H3V127H2V125L0 126V128L2 127L1 130L4 129L3 133H6V131L10 130V129H8L9 126L8 127L6 126V125H8ZM31 122L32 121H30V123ZM66 122H70V120L65 121V123ZM95 122L98 123L97 120ZM35 123H37V122H35ZM54 123H56V121L53 122L51 126H54ZM78 123H76V124H78ZM196 123H195V125H196ZM227 123L228 122L226 121V124ZM22 124L24 125V123H22ZM42 124H43V122H42ZM45 124H46V122L44 123V125ZM73 124H74V122H73ZM81 124H82V121H81ZM110 124H111V122H110ZM41 125L39 123V128H37V129L40 130ZM56 125L58 126L59 124L56 123ZM62 125L63 124H61V126ZM102 125H103V122H102ZM4 126H6L7 128L4 127ZM10 126H11V123H10ZM61 126H58V130L61 129ZM81 126L79 127L80 129L82 128ZM98 126H99V124H98ZM117 127H118V125H117ZM199 127L202 130L201 129L199 130ZM207 127H208V125H207ZM5 128H6V131H5ZM13 128L11 130H13ZM55 128H57V127L55 126ZM55 128H53V129H55ZM65 128H67V127H65ZM104 128L105 127H103L102 130L106 131ZM118 128H116V129H118ZM193 128H195V126ZM42 129H41V131L44 132V130H42ZM44 129H45V127H44ZM74 129H75V132H77L76 130L78 129V125H77V129L76 128H74ZM95 129H96V127H95ZM99 129H98V131H100ZM127 129H128V127H127ZM184 129H186V128H184ZM184 129H182V130H184ZM197 129H198L199 133H200V131H202V134H204L203 136H201L202 134H200L202 139L205 136V138H204L205 140L203 139L204 141H202L201 137L197 138L198 140L200 139L201 141L200 140L198 141L197 139L195 140V138L197 136H199L196 133V137H195V132H197L196 131ZM210 129H212V127ZM1 130H0V132H1ZM58 130L55 129V132H56L55 135H57V131ZM61 130H59V131H61ZM66 130L67 129H65L63 131L66 132ZM92 130H93V128H92ZM203 130H205L204 133H203ZM59 131H58V135L57 136H59V134L62 132V131L61 132H59ZM68 131H70V133H72L71 135L73 136V132H74L73 129H72V132H71V130H68ZM129 131H127V132H129ZM15 132H13V133H15ZM52 132H54V130L53 131L50 130L49 134H51V135H49V134L48 135L51 136V138L52 137L55 138V135H54L55 132L54 133H52ZM82 132H83V130H82ZM117 132L119 133L120 130H118ZM3 133H2V135H3ZM8 133L9 132L6 133V137L2 136V139L5 137L4 141H6V138H8V141L9 140L11 141L10 136H12L13 133H12V135H11V132H10V134H8ZM183 133H185V131ZM39 134H40V132H39ZM41 134H43V133L41 132ZM62 134L63 135H60L59 137H62L63 140H66L65 142L70 141V140H67V139L63 138V137H65L64 135H67V134H64V133H62ZM84 134H86V133H84ZM91 134H93V132ZM122 134L120 133L121 136H122ZM212 135L214 137H212ZM26 136H30V137L26 138ZM111 136H113V135H111ZM130 136H131V134H130ZM186 136H188V135H186ZM208 136H209V138L212 137L213 139L212 138L211 139L206 138ZM48 137H47V140H48ZM59 137H57V138H59ZM70 137L71 136L69 134V138ZM127 137L128 138H125V139H127L126 141L128 142V140L130 138H129V136H127ZM133 137H134V135H133ZM57 138H55L54 140L53 139H51V140L52 141H56ZM70 139H73V138L71 137ZM96 139H98V137L95 138V141H96ZM185 139L187 140V137ZM0 140H1V137H0ZM12 140H14V139H12ZM49 140L47 141V143L49 142ZM61 141H60V145H61ZM73 141H75V140H73ZM106 141L103 140L104 143ZM112 141H113V139H112ZM133 141L136 142L135 138H134ZM1 142L2 141H0V145H3V144H1ZM56 142H58V141H56ZM56 142H53V143L55 145H58L59 143L56 144ZM62 142H64V141H62ZM76 142L77 141H75V143ZM110 142H111V140H110ZM144 142H145L146 145H150V147L149 146L148 147L144 146V148H142V145H144ZM4 143H7V141L4 142ZM34 144H35V146H34ZM65 144L63 143L61 145V147L64 146ZM55 145L49 146V143L47 144L49 149H51V151H52V152L50 151L52 153V155H50L51 157H53V155H55L54 153L57 152L56 149L59 148L57 146L56 149H55L54 148ZM66 145H71V143H69V144L67 143ZM135 145H138V147L139 146H141V147L137 149ZM71 146L73 147V145H71ZM74 146L76 147V144H74ZM84 146H81V147H84ZM162 147H164V149ZM67 148H69V147H67ZM89 148L91 149V147H89ZM52 149L53 150L55 149L56 151L54 152ZM65 149L66 148H63V151ZM74 149L75 148L73 147L72 150H74ZM76 149H78V147H76ZM58 150H60V149H58ZM72 150H71V154H72ZM81 150L82 149H80L79 151H81ZM166 150H167V154L169 153V151L172 154L169 153V156H168L166 154ZM65 151H68V154H69V149H67ZM79 151H76V153L77 152L79 153ZM46 152L49 153V151H46ZM46 152H45V155H47ZM59 152H57V154ZM84 153H86V152H84ZM60 154H61V152L59 153V155L57 157H60ZM100 155H102V156L106 155L107 159H106V157H102L103 159L99 158L100 160L99 159L97 160L96 157L98 158V156H100ZM77 156H79V155H77ZM69 158L72 159V157H70V156H69ZM165 158L168 159L170 164L168 163V161ZM245 158H247L248 163L244 164L243 168H240L236 164V161L240 160L241 162H243L245 160ZM78 159H80V157H78ZM64 160L66 162H67V160H69V162H68V163H70L68 165L69 167H67L68 163H66ZM106 160H107V162H106ZM99 161L100 162L102 161L101 163H104V164H101ZM83 165H86V164H83ZM81 166H82V164H81ZM86 167H89L88 169L92 168L89 171L94 169L95 170V171L93 170L94 174L91 173L93 171H91L90 174H89V171H88V173H87V171H84L85 169H87ZM10 169H12V170H10ZM42 169L43 170L46 169L44 171V173H43ZM7 173H10V172H7ZM12 174H14V173H12ZM12 174L10 173V175H12ZM22 174H23V172H22ZM5 175H9V174H5ZM19 175H21V174H19ZM89 175H91V176H89ZM16 176H17V174H16ZM260 183H264V176H262L260 178ZM249 188L258 189V186L251 185ZM200 190L203 191L204 189L200 188ZM204 210L205 209L203 208V202H202V204L200 206H197V207H194V208L190 209L189 210L190 215H189V218L185 222V226L189 227V226H191L192 223H195V217L196 216L206 214L207 212H205ZM49 219L52 220L51 230H49L48 225H47V221ZM133 220H135L137 223L133 224L132 223ZM166 222L167 221H165L164 223H166ZM28 229H31L32 231L39 230L40 233H41L42 239L39 238V237H32L30 235V233L26 232V230H28ZM175 229H176V233H174L175 231H173L174 234H170V235L172 236V239L180 241L182 239V234L179 231V228H178L177 224H175ZM206 230L207 229H205V232L207 233ZM208 235L209 234H206V236L204 238H202V240H201V243H202L203 247H201L199 249H195L194 248L193 254L186 258L190 262V264H191V262H194L196 260L198 255L199 256L209 255V256L213 257L211 252H206V250L208 249V245H207V242H208V239H209ZM49 236H51L52 238L56 239L59 243L63 244L64 247L57 248V249H54V250L51 249V245L47 243V240H48ZM150 240L154 241L157 245H160V247H161L160 254L155 256L156 264H164L165 259L168 258V251H173L175 255L183 256V254L187 251V248H188V243H183V244L180 245L178 253H175V250L171 249V246L168 245V241L167 240H164V242H161V240H163V238H158L157 236L151 235V234H150ZM42 247H49L51 254L44 253L41 250ZM151 248H152V244L150 242V244L144 249L145 252L149 253V256L152 255V253L150 251ZM53 256L55 258H52ZM135 261H136V264H153L152 259H145V257L143 255H140L137 258H135ZM0 264H22V262H21V260L18 257H13L5 249L4 255L2 257H0ZM129 264H132V261H129ZM172 264H175V260L172 261ZM242 264H264V256L263 257L251 258L247 262H244Z\"/></svg>",
    "mask_w": 264,
    "mask_h": 264
},
{
    "label": "snow or ice",
    "instance_id": "obj_3",
    "mask_svg": "<svg viewBox=\"0 0 264 264\" xmlns=\"http://www.w3.org/2000/svg\"><path fill=\"white\" fill-rule=\"evenodd\" d=\"M248 163L247 158L243 162L236 161V164L243 168L244 164ZM213 176H220L223 179L234 182L238 186L249 188L251 185L258 186V190L264 189V183H260V178L264 176V167H260L254 175H243L241 171L235 170L228 163L216 168L214 173H210L207 179L202 180L198 187L204 188L208 186L209 181ZM204 198H207L205 193ZM202 204L201 197L197 194V188L185 187L182 191L174 192L172 194L164 195L157 207L161 214L149 218L146 228L139 227L134 230H128L123 225V221L113 222V218H109L106 227L100 226L95 232L90 233L88 243L79 251H73L72 255L75 257L70 264H136L135 258L143 255L145 259H152L153 264H156L155 256L160 254L161 247L154 241L150 240V234L158 238H166L171 249L178 253L179 247L183 243H188L187 251L183 256L175 255L173 251H168V258L165 259L164 264H190L186 259L192 255L195 249L203 247L201 240L206 236L205 229L208 232L214 231L208 227L207 221L212 217V213L198 215L195 217V223L186 227L185 222L189 218V210L200 206ZM167 221V223H164ZM14 217L11 210L7 207L0 206V257L4 255L5 249L13 257H18L22 264H35L28 258V253L25 248L32 249L33 252L37 248H41L39 243H32L29 236L24 232H16L12 225ZM133 224L137 222L132 221ZM168 224H177L179 231L182 234L180 241L171 238L170 233L176 231L175 228H169ZM49 230L52 227V220L47 221ZM32 237H41L39 230H26ZM152 244L151 253L144 249ZM47 243L51 245V249L64 247L56 239L51 236L48 237ZM46 254H51L49 247H42L41 249ZM207 249L206 252H210ZM52 258H55L54 256ZM191 264H221L219 259H215L209 255L197 256Z\"/></svg>",
    "mask_w": 264,
    "mask_h": 264
}]
</instances>
